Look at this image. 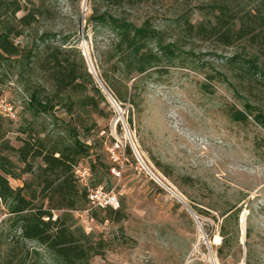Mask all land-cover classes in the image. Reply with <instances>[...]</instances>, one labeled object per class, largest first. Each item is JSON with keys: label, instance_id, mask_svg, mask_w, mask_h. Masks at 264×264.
Segmentation results:
<instances>
[{"label": "rangeland", "instance_id": "rangeland-1", "mask_svg": "<svg viewBox=\"0 0 264 264\" xmlns=\"http://www.w3.org/2000/svg\"><path fill=\"white\" fill-rule=\"evenodd\" d=\"M19 1L21 10L6 17L21 31L9 37L19 52L0 51V95L17 112L15 120L0 119V155L12 163L9 175H17L8 176L10 186L25 185L28 196L35 194L32 204L46 208L36 179L43 162L29 158L24 164L14 149L23 139L59 146L78 137L89 145L76 163L88 169V189L102 187L117 197L110 208L90 209L85 202L52 210L53 218L68 213L72 228L86 235L88 264H264V128L253 119L264 113V79L251 73L256 88L235 80L236 71L249 67L244 42L224 46L201 40L177 22L178 15L192 23L211 19L209 6L217 0H154L133 10L131 17L152 15L166 42L177 49L169 64L163 60L120 81L107 61L112 34L88 21L89 0H45L50 11L36 15L31 27L17 19L42 0ZM234 1L241 12L255 11L261 2ZM45 32L55 33L59 44L69 36L66 45L80 50L103 97L91 93L99 115L67 111L62 103L52 102L47 112L31 105L32 93L53 89L38 67V37ZM103 72L125 101L109 98L112 92L99 77ZM232 106L250 107L252 116L244 123L234 121L227 113ZM18 232L9 221L1 227L0 264H62L44 245Z\"/></svg>", "mask_w": 264, "mask_h": 264}, {"label": "trees", "instance_id": "trees-1", "mask_svg": "<svg viewBox=\"0 0 264 264\" xmlns=\"http://www.w3.org/2000/svg\"><path fill=\"white\" fill-rule=\"evenodd\" d=\"M68 1L71 4H79L81 0ZM89 1L91 13L88 21L103 25L112 34L106 54L107 61H111L113 72L119 74L117 80L131 79L159 65L163 60L166 63L172 60L171 56L177 48L174 43L166 42L164 30L155 25L154 17L152 15H146L142 19L131 17L133 10L136 11L154 0ZM45 2L47 1L42 0L40 6L32 7L17 19L18 23L24 27H31L36 15L50 11L49 5L44 7ZM234 2L213 1L209 6L211 19L192 23L185 15H178L177 22H181L186 34L201 40H212L224 46L244 42L250 49L249 67L236 71L234 78L239 84L246 81L248 85L256 88L254 87L256 82L253 83L250 75L254 72L256 78L264 79V64L262 67L259 66V63H264V0H261L259 8L255 11L245 12H241ZM20 10L19 0H0V51L7 55H16L19 52L18 45L10 41L9 37L18 36L21 31L15 29L6 17L9 13L14 15ZM55 36V33L45 32L38 37L42 46L38 67L51 82L53 89L43 95L38 92L32 93L31 105L47 112L53 107L52 102L62 103L67 111L83 109L99 115L98 105L91 93L101 97L102 94L86 70L80 50L75 44L66 45L69 36L61 37V44L54 41ZM28 52L30 58H34V53L31 50ZM99 77L110 89L115 100L125 101L126 98L112 87L110 78L104 72ZM263 81L260 80V83ZM74 95L77 98L73 99ZM247 108L248 110H240L232 106L227 113L232 120L244 123L252 116L250 107ZM253 119L264 128V113L253 115ZM14 150L19 161L24 164H27L29 158L31 160L40 158L43 162V165L38 167L41 175H36V179L37 185L41 186L42 197L48 205L43 208V204L39 206L32 204L35 194L28 196V188L25 185L16 188L10 186L8 176L15 178L17 175H9L12 172L10 170L12 163L7 157L0 155V199L11 213L6 219L9 226L11 229L18 228L19 236L44 245L49 252L60 258L62 264H88L91 246L86 235L79 229L72 228L68 213L53 218L52 210L72 209L77 203L88 202L86 187L79 188L73 169L78 159L88 154L89 145L74 137L69 144L48 146L44 139L35 137L23 139L22 144ZM29 169L30 167L27 168ZM235 217L237 219L236 214ZM227 244L223 241V246Z\"/></svg>", "mask_w": 264, "mask_h": 264}, {"label": "built area", "instance_id": "built-area-1", "mask_svg": "<svg viewBox=\"0 0 264 264\" xmlns=\"http://www.w3.org/2000/svg\"><path fill=\"white\" fill-rule=\"evenodd\" d=\"M6 95H0V119L15 120L17 118L16 109L10 103ZM74 175L79 185L88 189L89 172L87 167L81 164L75 165L73 169ZM88 199V207L94 209H105L114 207L117 204V197L111 191H105L102 187H95L86 191ZM0 229L11 215L8 210L4 209V204L0 199ZM55 218V217H54Z\"/></svg>", "mask_w": 264, "mask_h": 264}, {"label": "water", "instance_id": "water-1", "mask_svg": "<svg viewBox=\"0 0 264 264\" xmlns=\"http://www.w3.org/2000/svg\"><path fill=\"white\" fill-rule=\"evenodd\" d=\"M91 74V72H89ZM102 89H105V87H103ZM108 93V92H107ZM109 94V93H108ZM109 98L110 99H114L110 94H109ZM178 198V196H176ZM182 203H184L185 207L187 208V210L189 211V213L191 214V216H193L194 219H196V216H195V213L193 212V210L181 199V198H178Z\"/></svg>", "mask_w": 264, "mask_h": 264}, {"label": "bare ground", "instance_id": "bare-ground-1", "mask_svg": "<svg viewBox=\"0 0 264 264\" xmlns=\"http://www.w3.org/2000/svg\"><path fill=\"white\" fill-rule=\"evenodd\" d=\"M172 193L174 194V196H177V194L175 192L172 191ZM178 198H180V197H178ZM218 240H219V237H216V241L215 242H219Z\"/></svg>", "mask_w": 264, "mask_h": 264}]
</instances>
